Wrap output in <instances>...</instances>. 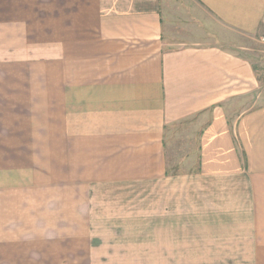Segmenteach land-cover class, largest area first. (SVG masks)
<instances>
[{"label": "crops", "instance_id": "crops-1", "mask_svg": "<svg viewBox=\"0 0 264 264\" xmlns=\"http://www.w3.org/2000/svg\"><path fill=\"white\" fill-rule=\"evenodd\" d=\"M261 35L264 0H0V264L111 261L160 186L163 246L193 211L204 263L264 264Z\"/></svg>", "mask_w": 264, "mask_h": 264}, {"label": "rangeland", "instance_id": "rangeland-1", "mask_svg": "<svg viewBox=\"0 0 264 264\" xmlns=\"http://www.w3.org/2000/svg\"><path fill=\"white\" fill-rule=\"evenodd\" d=\"M251 43L252 59L257 63V65H260V67H264V35H261L257 37V39L252 40ZM260 73L264 74V71L259 72V74ZM170 155L172 160L171 163H177L176 161L180 158V152L171 151ZM173 169V171L180 170L177 166H175V168ZM159 188L160 189L158 192L155 188V194L151 201H148L147 198L145 199L146 190L143 189H140V193H138V199L133 198L134 193H132V200L123 201V203L126 204L124 206L128 207H131V204H138L140 214H138L137 219L134 221L133 231L116 233L119 238L116 239L115 243H118L119 247L115 249H108L109 254L114 255V257L103 258L104 260L110 259L111 261L108 260L106 263L101 264H184L178 262L179 256L180 254L182 255V253L186 255V264H232L230 260L233 261L235 259L234 257H223V261L219 260L216 263H204V261H206L204 259L212 258L210 255L204 256L205 247L201 244L206 243L198 240L197 238L198 236H201V232L198 233L195 231V218L194 214L192 213L193 211H190V214L187 215L186 230L183 233L186 236L187 245L184 246V248L178 247V228H176L175 226L174 229L176 231L172 232L171 249L163 246L162 223L160 221V219H162V216H157L159 221H154V219L156 218L152 217V221L151 217L149 218L146 214L147 207L150 206L151 203L152 208L162 212L164 194L163 187L160 186ZM171 218H176L178 220V215H172ZM185 219L186 218L184 216V218L182 219L184 223L186 222ZM168 250H170V254L167 253ZM202 250L203 258H201ZM104 251H106V249H104ZM168 255H170V261L168 259ZM196 260H198L199 262L197 263Z\"/></svg>", "mask_w": 264, "mask_h": 264}]
</instances>
